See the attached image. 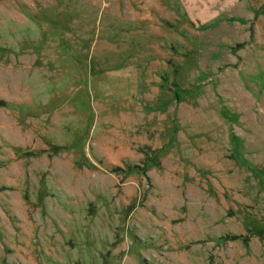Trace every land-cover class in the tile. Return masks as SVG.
I'll use <instances>...</instances> for the list:
<instances>
[{
	"label": "rangeland",
	"instance_id": "obj_1",
	"mask_svg": "<svg viewBox=\"0 0 264 264\" xmlns=\"http://www.w3.org/2000/svg\"><path fill=\"white\" fill-rule=\"evenodd\" d=\"M0 264H264V0H0Z\"/></svg>",
	"mask_w": 264,
	"mask_h": 264
},
{
	"label": "crops",
	"instance_id": "obj_2",
	"mask_svg": "<svg viewBox=\"0 0 264 264\" xmlns=\"http://www.w3.org/2000/svg\"><path fill=\"white\" fill-rule=\"evenodd\" d=\"M253 8H254V7H251L252 10H254ZM257 8H258V7H256L255 10H256ZM252 30H253V29H252Z\"/></svg>",
	"mask_w": 264,
	"mask_h": 264
}]
</instances>
